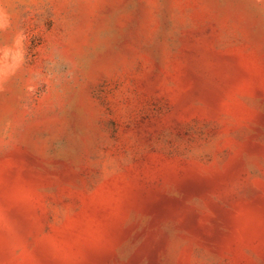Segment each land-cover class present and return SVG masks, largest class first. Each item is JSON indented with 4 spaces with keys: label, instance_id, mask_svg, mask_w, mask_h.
Listing matches in <instances>:
<instances>
[{
    "label": "rangeland",
    "instance_id": "obj_1",
    "mask_svg": "<svg viewBox=\"0 0 264 264\" xmlns=\"http://www.w3.org/2000/svg\"><path fill=\"white\" fill-rule=\"evenodd\" d=\"M0 264H264V0H0Z\"/></svg>",
    "mask_w": 264,
    "mask_h": 264
}]
</instances>
